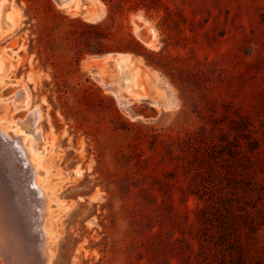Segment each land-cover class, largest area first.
I'll use <instances>...</instances> for the list:
<instances>
[{
	"label": "rangeland",
	"instance_id": "obj_1",
	"mask_svg": "<svg viewBox=\"0 0 264 264\" xmlns=\"http://www.w3.org/2000/svg\"><path fill=\"white\" fill-rule=\"evenodd\" d=\"M0 127L39 154L49 264H264V0H0Z\"/></svg>",
	"mask_w": 264,
	"mask_h": 264
},
{
	"label": "bare ground",
	"instance_id": "obj_2",
	"mask_svg": "<svg viewBox=\"0 0 264 264\" xmlns=\"http://www.w3.org/2000/svg\"><path fill=\"white\" fill-rule=\"evenodd\" d=\"M72 1L74 0H60L58 4L61 7H68ZM110 56L111 54H105L96 56L94 59L101 60L107 65ZM115 62L118 66H126L124 55L118 54ZM15 96L17 107L26 105V88H23L21 92L20 90L16 92ZM31 113L33 129L30 128L33 134H39L41 130L38 124L42 114L37 107ZM11 129L12 134L0 127V170L3 173L0 177L4 182H0V255L5 260L3 255L5 252H2L6 250L16 260L29 264L41 253L45 256V264H49L51 255L47 242L51 238V232L45 225V215L48 212L50 200L37 171L39 154L31 147L32 145L26 146L27 134L17 132L14 128ZM14 132L18 134L13 135ZM8 228L12 231L10 236L12 243L9 248H7L9 237L6 234ZM14 241L24 247L14 245Z\"/></svg>",
	"mask_w": 264,
	"mask_h": 264
},
{
	"label": "trees",
	"instance_id": "obj_3",
	"mask_svg": "<svg viewBox=\"0 0 264 264\" xmlns=\"http://www.w3.org/2000/svg\"><path fill=\"white\" fill-rule=\"evenodd\" d=\"M113 3L114 7L123 9L124 5L127 3L128 0H110ZM94 29H96V38L98 39L100 43V49L98 51H104L108 49H112L114 45L110 43V40L113 38V34L111 31H107L105 28V25L103 23H97L94 25H90ZM126 44H128V48L130 50H133L137 54H144L145 47L143 46L140 41L136 40L134 37H131L129 39H126ZM122 45V44H121ZM121 45H117L118 48H123ZM130 46H134V49L130 48ZM147 63L154 64L152 61H149L146 59Z\"/></svg>",
	"mask_w": 264,
	"mask_h": 264
},
{
	"label": "water",
	"instance_id": "obj_4",
	"mask_svg": "<svg viewBox=\"0 0 264 264\" xmlns=\"http://www.w3.org/2000/svg\"><path fill=\"white\" fill-rule=\"evenodd\" d=\"M57 1H58V3H60V0H57ZM145 39L148 41V40L151 39V36L145 34ZM107 54H111L110 59L108 60V62H110V61H115V59L118 57V53H107ZM5 197H6V195H5ZM6 201H7V199H6ZM7 203H8V202H7ZM11 233H12L11 229L8 228V229L6 230L7 237H9V238H7V244H8V245H7V248H9V245L12 243V242H11V239H10ZM18 241H19V240H18ZM14 245H17V246H18L19 244H18L17 241H14ZM4 252H5V254H3V255H4V257H5V262H6V264H25V263H23V262H21V261H19V260H16L12 255H10V254L8 253V251H6V250L4 251V250H3L2 253H4ZM13 258H14V259H13ZM45 263H46L45 256H43V255L40 253L39 255H37V257L35 258V260H34V258H33L29 264H45Z\"/></svg>",
	"mask_w": 264,
	"mask_h": 264
}]
</instances>
